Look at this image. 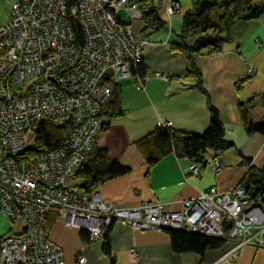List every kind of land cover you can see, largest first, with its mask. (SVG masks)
Returning <instances> with one entry per match:
<instances>
[{
    "label": "built area",
    "instance_id": "2783aa9c",
    "mask_svg": "<svg viewBox=\"0 0 264 264\" xmlns=\"http://www.w3.org/2000/svg\"><path fill=\"white\" fill-rule=\"evenodd\" d=\"M121 8L140 17L128 0H15L0 24V214L20 224L0 237V264H66L50 236L51 212L91 240L121 220L138 230L173 228L232 240L229 257L244 244L261 243L250 228L264 213L246 198L241 182L229 190L210 186L179 209L156 201L121 206L78 185L111 85L130 77L143 47L153 43L120 20ZM178 8L179 0H166L167 13ZM247 71L256 72L251 63ZM42 122L71 127L57 148L34 152ZM206 165L220 170V154ZM188 170L198 176L201 169L191 161ZM84 262L78 255L77 263Z\"/></svg>",
    "mask_w": 264,
    "mask_h": 264
},
{
    "label": "crops",
    "instance_id": "0c3cea01",
    "mask_svg": "<svg viewBox=\"0 0 264 264\" xmlns=\"http://www.w3.org/2000/svg\"><path fill=\"white\" fill-rule=\"evenodd\" d=\"M179 3V9L169 14L165 9L166 0H154L164 24L148 36L153 43L143 47L145 77L142 80L131 75L122 79V114L116 118L102 116L103 122L121 123L128 134V144L117 157L128 172L97 188L106 202L134 206L142 201H156L164 203L166 209H179L182 200L210 186L229 190L244 178L250 167L264 166V134L246 132L237 105L255 97L250 118L253 121L264 119L261 101L264 95V13L236 22L230 30L229 41L218 50L195 58L205 94L196 86V78L186 74V59L171 50V45L180 40L182 16L191 8L192 0H179ZM120 11L117 13L120 20L138 38L144 37L140 17L123 18ZM201 34L198 30L191 31L186 42L192 43ZM247 63L256 68L254 74L248 73ZM238 83H241L239 88ZM209 104L219 112L225 138L233 142L232 147L218 152L223 167L213 172L205 165L195 176L188 170L191 161L171 152L148 168L135 141L156 125L165 123L178 130L202 132L209 124ZM218 153L208 150L206 159ZM246 158L250 159L249 163L245 162ZM3 217L0 215V237L20 230L18 222L4 221ZM250 233L260 238L261 243L242 245L234 257L228 254L232 240L218 248L207 249L202 256L175 252L164 229L138 230L121 220L112 222L108 237L116 264H264V216L250 228ZM50 236L63 248L66 264H78V255L85 256L82 264H110L109 256L102 251L103 238L86 242L79 229L66 225L58 216L50 227ZM130 249L134 250V256Z\"/></svg>",
    "mask_w": 264,
    "mask_h": 264
},
{
    "label": "trees",
    "instance_id": "16d2710c",
    "mask_svg": "<svg viewBox=\"0 0 264 264\" xmlns=\"http://www.w3.org/2000/svg\"><path fill=\"white\" fill-rule=\"evenodd\" d=\"M128 3L140 11L143 36L148 37L163 26L164 21L154 5V0H128ZM219 8L220 12H218ZM262 13H264V0H192L191 8L182 16L180 40L171 45V50L180 53L186 59V74L196 78V86L199 90L206 94L201 84L200 72L194 63L195 58L212 53L224 42L229 41L230 30L236 22L257 18ZM196 30L202 34L192 43H187L188 34ZM145 74L146 66L140 58L132 65L131 75L143 80ZM236 86L239 88L241 83ZM261 101L264 104V95L261 96ZM255 103L256 98L253 96L238 102L240 117L248 134L254 132L264 134V119L253 121L250 118V110ZM209 111V124L202 132H188L170 126L156 125L137 139L135 145L144 157L147 167H151L171 152L178 158L185 157L204 167L207 163L208 150L218 153L232 147L233 142L225 138V129L219 112L211 104ZM121 114V84L118 82L111 85V96L102 115L116 118ZM70 127V124L40 123L31 150L37 152L57 148L67 137ZM127 144L128 134L121 123L103 122L91 150L76 174L78 185L87 191H93L105 181L128 172L129 169L117 160ZM245 162L249 163L250 159L246 158ZM240 182L249 202L264 210V166L259 169L250 167ZM57 216L56 212L48 215L49 228ZM164 230L169 234L171 248L175 252H193L202 256L207 249L218 248L225 242L223 238L181 229L165 228ZM108 233L109 229L103 235L102 251L109 256L110 264H116L111 255ZM80 236L86 242L91 240L89 234L83 230H80Z\"/></svg>",
    "mask_w": 264,
    "mask_h": 264
},
{
    "label": "rangeland",
    "instance_id": "374dc122",
    "mask_svg": "<svg viewBox=\"0 0 264 264\" xmlns=\"http://www.w3.org/2000/svg\"><path fill=\"white\" fill-rule=\"evenodd\" d=\"M15 2V0H0V24H3V23H5V22H7L8 21V19H9V13H10V7H11V5L13 4ZM179 7H180V3H179ZM179 9V8H178ZM177 9V10H178ZM121 11H120V14H121V16L124 18V17H126L127 15H130L124 8H121L120 9ZM176 10V11H177ZM221 11V9L219 8L218 9V12H220ZM130 17H132L131 15H130ZM190 40V39H189ZM247 65H248V63H247ZM255 70H256V68H255ZM254 74V73H253ZM127 78V77H126ZM125 79V78H124ZM220 153V152H219ZM218 153V154H219ZM218 154H215V155H218ZM214 155V156H215ZM210 160V159H209ZM209 160H207V162L209 161ZM200 169H201V166H200ZM1 215V214H0ZM3 216V215H2ZM1 219H3L4 221H11L9 218H7V217H3V218H1ZM12 222V221H11ZM225 241H227V240H225Z\"/></svg>",
    "mask_w": 264,
    "mask_h": 264
},
{
    "label": "water",
    "instance_id": "95a60500",
    "mask_svg": "<svg viewBox=\"0 0 264 264\" xmlns=\"http://www.w3.org/2000/svg\"><path fill=\"white\" fill-rule=\"evenodd\" d=\"M262 213H264V211H262V209L258 206V205H255Z\"/></svg>",
    "mask_w": 264,
    "mask_h": 264
}]
</instances>
